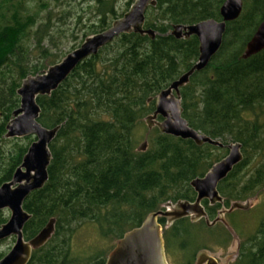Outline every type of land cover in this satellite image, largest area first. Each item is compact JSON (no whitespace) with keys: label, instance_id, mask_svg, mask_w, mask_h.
I'll list each match as a JSON object with an SVG mask.
<instances>
[{"label":"trees","instance_id":"obj_1","mask_svg":"<svg viewBox=\"0 0 264 264\" xmlns=\"http://www.w3.org/2000/svg\"><path fill=\"white\" fill-rule=\"evenodd\" d=\"M63 1L64 8L55 9ZM80 1L84 6L75 16L76 28L68 31L55 24L74 14L68 0H0V185L11 179L32 142L29 137H3L19 104L16 90L21 81L59 61L54 53L59 42L74 47L104 30L133 0L124 1L121 13L115 8L117 0ZM155 1L146 9L143 25L156 32L153 39L118 35L81 61L49 95L36 98L37 122L59 129L48 144L46 182L22 202L29 215L22 228L25 241L53 220L51 236L32 250L27 264H103L112 243L147 214L163 210L167 203L193 201L189 182L226 154L225 147L197 146L154 126L148 129L144 121L154 110L155 96L197 59L196 37L176 39L168 34L171 26L219 21L224 0ZM241 1L238 18L225 23L218 51L179 89L181 116L189 127L222 145L240 144L241 161L217 184L222 204L204 206L209 222L220 206L228 209L230 203L264 191V49L240 58L264 17V0ZM140 141L146 143L143 151ZM248 215L245 208L225 215L228 229L239 239L229 264H264V212L253 233L241 234L239 226ZM6 219L0 210V224ZM157 220L167 264H193L195 254L206 251L201 246H224L232 236L221 223L207 226L203 219L184 217L169 226L164 218ZM84 224L92 225L102 242L75 254L70 237ZM188 227L205 232L219 228L221 233L217 242H202L186 256L187 240L194 238Z\"/></svg>","mask_w":264,"mask_h":264},{"label":"water","instance_id":"obj_2","mask_svg":"<svg viewBox=\"0 0 264 264\" xmlns=\"http://www.w3.org/2000/svg\"><path fill=\"white\" fill-rule=\"evenodd\" d=\"M155 0H133L122 15L112 20L107 28L85 37L81 43L66 53L58 62L48 66L44 71L26 76L16 90L19 98L18 107L12 111L11 118L5 125L6 139L32 136L33 141L27 147L20 164L15 168L11 179L0 185V210H7L6 221L0 224V240L13 237L9 250L0 258V264H27L32 250L44 245L53 232V220L50 219L31 239L24 241L22 228L29 215L22 210V202L26 196L40 189L47 180V166L50 161L48 144L54 138L59 125L44 128L38 122V96L49 95L54 91L85 58L95 55L102 47L120 34L134 33L146 35L150 39L156 35L152 29L143 28L144 13L148 7L155 5ZM242 9L241 0H224L219 7L220 20L205 19L192 25H172L168 34L176 39H197V59L188 70L178 76L154 98V110L144 121L148 129L152 126L165 135L191 140L195 145L208 144L214 147H225L226 154L201 176L189 182L195 196L193 201H176L167 203L163 210L149 213L135 228L125 232L114 243L106 255L103 264H167L164 256L161 227L158 218H164L166 226L175 220L188 217L190 221L203 219L207 226L222 222L217 217L208 221L201 201L209 205L222 204L217 192V184L226 177L233 166L242 159L239 143L222 145L191 127L181 116L179 89L183 87L191 75L202 70L211 57L218 51L225 23L238 18ZM264 49V17L245 43L240 58L246 59ZM160 121H156V117ZM145 141L139 150L145 148ZM238 202L229 204L226 212L244 209ZM224 223V222H223ZM205 254V252H201ZM203 264H216L214 259L206 257ZM200 264V263H198Z\"/></svg>","mask_w":264,"mask_h":264},{"label":"rangeland","instance_id":"obj_3","mask_svg":"<svg viewBox=\"0 0 264 264\" xmlns=\"http://www.w3.org/2000/svg\"><path fill=\"white\" fill-rule=\"evenodd\" d=\"M124 1L125 0H117L115 8H116L118 13H121L123 11ZM60 4H61V6L55 7L54 6L55 3L51 2L50 7L54 6L55 9L60 10V9L64 8L66 2L63 1ZM68 4L73 7L72 11L74 12V14L70 17L64 18L60 22H55V24L60 29H67L68 31H70L71 29L74 30L76 28V25H75L76 17L75 16L80 14L79 7H83L84 5L81 4L80 0H68ZM33 5H34V3H32L31 6H33ZM54 11H56V10H54ZM81 41L77 45H75L74 47H72L73 44H69L67 42H65L64 44H61L59 42V44L57 45V48L59 47L58 48L59 50L58 51L55 50V52H54V53H57L58 60H60L66 53L71 51L73 48L77 47L81 43ZM27 137H29L30 140L33 141L32 136H27ZM22 138H25V137H22ZM140 143H142V142L140 141ZM241 204L245 206V209L249 210V215H248L247 219H244V220H246V222L244 224H242L241 227L239 226L240 232H241V234L242 233H245V234L253 233L254 227H255V221L257 220V218L259 219L260 216L264 212V191H262L261 193H259L256 196L249 197L247 201H243V202H241ZM1 211H3L5 213V215L8 217V211L7 210H1ZM260 212H262V213H260ZM188 228L190 229V233L194 238L190 241L187 240L188 246H187L186 252H185L186 256H188V251L192 247H195L196 245L201 244L202 242H205V243L217 242V238L221 233V230L219 228L214 229L211 232H205V231H202L201 228L199 230L196 227H188ZM236 234H237L236 232H235V234L233 232V236H231L227 240V242L225 243L224 246H222V244H219V245H214V244L206 245L205 244V246H201V247L205 248L207 251L206 254L209 255L210 257H212L213 259H215L218 263H221V264L226 263V262L230 263L235 258V255L237 252L236 246H237V243L239 242V239H238V236ZM100 241L101 240L97 237L95 228L92 225L84 224V225L78 227L72 233V235L70 237V246H71V248H73L75 254L76 253H78V254L79 253H87L92 248L99 247ZM112 244H114V242ZM11 245H12V239H10V238L0 241V253L5 254L9 250Z\"/></svg>","mask_w":264,"mask_h":264},{"label":"flooded vegetation","instance_id":"obj_4","mask_svg":"<svg viewBox=\"0 0 264 264\" xmlns=\"http://www.w3.org/2000/svg\"><path fill=\"white\" fill-rule=\"evenodd\" d=\"M161 120V118L160 117H156V121H160ZM205 204H206V207L207 206H211V205H209L208 203H207V201H205V200H203V201H201V205H202V207H203V209H204V212H205ZM226 208H224L223 206H220L218 209H216V211L214 212V219L217 217V215H218V213H219V217L221 218V220H222V222H220V221H217V222H215L212 226H214L215 224H217V223H221L222 225H223V227L228 231V232H230V234L233 236V233L231 232V230H229L228 229V225L226 224V218H225V215H226V213H228V212H226ZM205 214H206V212H205ZM207 217V216H206ZM188 218V217H187ZM202 219V218H201ZM201 219H198V220H201ZM190 220V219H189ZM198 220H196V221H198ZM193 222H195V221H193ZM224 222V223H223ZM12 239V243H13V237H8V238H6V239ZM23 238V237H22ZM4 240V239H3ZM24 240V239H23ZM0 241H2V240H0ZM25 241V240H24ZM237 249H238V244H237V246H236V251H237ZM201 252H205V254H202ZM206 252L207 251H198L196 254H195V257H194V262H193V264H198V263H200V264H203V263H205L206 262V257H210L209 255H207L206 254ZM236 256V255H235ZM210 258H212V257H210ZM213 259V258H212ZM234 260V259H233ZM232 260V261H233ZM214 261H215V263L216 264H221V263H218L215 259H214ZM231 261V262H232ZM223 264H229V262H226V263H223Z\"/></svg>","mask_w":264,"mask_h":264}]
</instances>
